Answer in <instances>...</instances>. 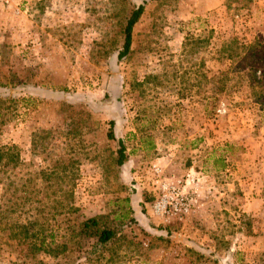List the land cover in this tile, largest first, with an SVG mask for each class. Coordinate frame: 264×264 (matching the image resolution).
Returning <instances> with one entry per match:
<instances>
[{
	"label": "rangeland",
	"instance_id": "374dc122",
	"mask_svg": "<svg viewBox=\"0 0 264 264\" xmlns=\"http://www.w3.org/2000/svg\"><path fill=\"white\" fill-rule=\"evenodd\" d=\"M138 2L0 0V145L17 153L0 201L28 190L15 218L48 217L64 249L7 239L0 264H264V0H151L117 59ZM190 175L188 212L154 216L156 180ZM123 197L133 221L104 249L69 235Z\"/></svg>",
	"mask_w": 264,
	"mask_h": 264
},
{
	"label": "trees",
	"instance_id": "16d2710c",
	"mask_svg": "<svg viewBox=\"0 0 264 264\" xmlns=\"http://www.w3.org/2000/svg\"><path fill=\"white\" fill-rule=\"evenodd\" d=\"M149 1L151 0H139V2L129 10L121 29L122 39L116 54L117 59L128 54L132 27L140 17L144 5ZM227 48H229V46H227ZM228 55L230 54H227V56ZM226 72H228V70L225 71L224 74H226ZM221 83L222 84L218 88L219 92L225 89L222 79ZM205 107H208V105H205ZM209 107L212 108L213 105L209 104ZM112 125L113 122L109 121V128L106 132V137L108 139H115V136L112 133ZM116 144L117 148L114 163L119 166L126 160V153L122 138H116ZM226 146L229 145L226 144ZM16 162L17 153L14 146L0 145V163L2 166H15ZM69 172H71V170H69ZM51 174H53V172ZM45 180H47L46 176ZM22 185L23 183L21 186ZM8 187L9 183H5L3 191H6ZM23 191L25 194L18 201L13 198H5L0 201V241L7 243V239L14 238L18 244H24V256L30 252H43L49 256L57 255L64 249H62V243L55 242L54 233L47 225L48 217L43 221L38 220L39 216H33L31 220L25 218L26 220L24 221H18L17 218H15V212H18L17 214H23L25 212L24 206L29 201V191L26 189ZM113 204L115 208L109 209L105 213L85 217L74 222V228L69 230V235L76 237L77 239L92 240L90 246L93 249H104V247L112 242L117 236V224L123 223L124 221H133V217L131 216L133 210L130 208L126 197L116 199L115 202L113 201ZM65 206V204L62 205V202L59 201L60 208L56 213L63 214L65 212L73 211L71 206H69L66 211ZM61 207H64V209L62 210ZM52 216L53 214H50L49 218ZM59 247H61L60 251L58 250Z\"/></svg>",
	"mask_w": 264,
	"mask_h": 264
},
{
	"label": "built area",
	"instance_id": "2783aa9c",
	"mask_svg": "<svg viewBox=\"0 0 264 264\" xmlns=\"http://www.w3.org/2000/svg\"><path fill=\"white\" fill-rule=\"evenodd\" d=\"M7 1V0H5ZM157 192L151 204V212L156 217H178L186 214L190 207V197L185 186H194V177L190 175L185 180H156Z\"/></svg>",
	"mask_w": 264,
	"mask_h": 264
}]
</instances>
